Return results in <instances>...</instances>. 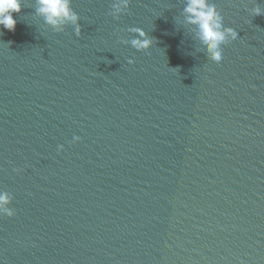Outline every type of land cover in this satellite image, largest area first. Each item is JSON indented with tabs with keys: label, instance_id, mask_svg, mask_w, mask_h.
<instances>
[{
	"label": "water",
	"instance_id": "water-1",
	"mask_svg": "<svg viewBox=\"0 0 264 264\" xmlns=\"http://www.w3.org/2000/svg\"><path fill=\"white\" fill-rule=\"evenodd\" d=\"M209 2L220 62L188 0L0 26V264H264V0Z\"/></svg>",
	"mask_w": 264,
	"mask_h": 264
},
{
	"label": "clouds",
	"instance_id": "clouds-1",
	"mask_svg": "<svg viewBox=\"0 0 264 264\" xmlns=\"http://www.w3.org/2000/svg\"><path fill=\"white\" fill-rule=\"evenodd\" d=\"M39 4V12L45 16L47 23L53 26L59 27L66 20L73 22L78 20V16L71 9V0H39ZM22 6L23 0H0V26L14 31L17 25L14 13L21 12ZM184 11L188 14V23L198 26L199 38L206 45L210 59L220 62L223 58L220 45L227 36L236 39L237 32L231 28L222 30V18L209 0H188ZM256 14H260L259 9L256 10ZM136 31L144 39H134L133 45L139 50L150 48L153 41L147 38V33L143 29ZM129 63H134V61L130 60ZM80 139L79 136L74 137L75 141ZM59 148L63 150V145H60ZM9 203V195L7 193L0 194V210L4 215L13 217L16 212L5 207Z\"/></svg>",
	"mask_w": 264,
	"mask_h": 264
}]
</instances>
